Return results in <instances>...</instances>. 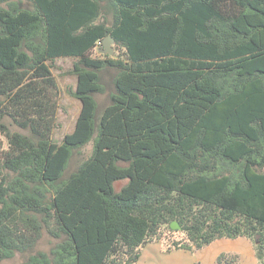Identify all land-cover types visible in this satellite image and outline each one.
<instances>
[{
  "label": "trees",
  "instance_id": "trees-1",
  "mask_svg": "<svg viewBox=\"0 0 264 264\" xmlns=\"http://www.w3.org/2000/svg\"><path fill=\"white\" fill-rule=\"evenodd\" d=\"M109 35L120 54L95 56ZM59 57L81 101L61 143ZM240 237L264 264V0H0V263L138 264L151 242Z\"/></svg>",
  "mask_w": 264,
  "mask_h": 264
},
{
  "label": "rangeland",
  "instance_id": "rangeland-1",
  "mask_svg": "<svg viewBox=\"0 0 264 264\" xmlns=\"http://www.w3.org/2000/svg\"><path fill=\"white\" fill-rule=\"evenodd\" d=\"M111 47L114 51L112 55L120 54L121 49L116 45L115 41L111 43ZM103 48L104 46L96 48L93 54L95 56L105 57L109 53L104 52L102 50ZM74 61L75 59L73 57H59L53 62V71L60 87V107L53 139L59 143L63 142L64 137L74 130L76 119L81 109V101L72 93L77 87V76L72 73ZM103 83L106 91L96 94L100 109L109 102L108 94L112 90L111 77L108 72L103 74ZM92 148L93 143L91 142L83 147L80 154L75 153L70 161L69 170H76L78 165L91 154ZM123 183L122 181L117 182V188L121 187ZM171 237L179 239L182 238V235L180 233H174ZM53 244L54 240L45 232L37 248L50 250ZM222 251L237 254L241 264L257 263L252 241L246 237H240L237 239L221 238L200 250L190 252L179 250L167 253L161 250L160 243L151 242L143 247L142 257L138 264H196L199 261L201 264H214V258L216 259V255ZM27 256L28 253H17L14 257L1 261L0 264H20Z\"/></svg>",
  "mask_w": 264,
  "mask_h": 264
},
{
  "label": "water",
  "instance_id": "water-1",
  "mask_svg": "<svg viewBox=\"0 0 264 264\" xmlns=\"http://www.w3.org/2000/svg\"><path fill=\"white\" fill-rule=\"evenodd\" d=\"M114 41H115V39L111 35L105 37L104 40H103L104 48L102 50L104 52H106V53L113 54L114 51H113V48L111 47V43H113ZM172 226L174 228H179L180 227L178 222H173Z\"/></svg>",
  "mask_w": 264,
  "mask_h": 264
},
{
  "label": "crops",
  "instance_id": "crops-1",
  "mask_svg": "<svg viewBox=\"0 0 264 264\" xmlns=\"http://www.w3.org/2000/svg\"><path fill=\"white\" fill-rule=\"evenodd\" d=\"M156 243H159V242H156ZM161 250H162V246H161ZM180 250L190 252V251H188V250H184V249H180ZM176 251H179V250H176ZM173 252H175V251H173ZM218 255H219V254L216 255V258H217ZM141 257H142V256H141ZM214 260H216V259L214 258ZM199 262H200V261H199ZM214 264H215V263H214Z\"/></svg>",
  "mask_w": 264,
  "mask_h": 264
}]
</instances>
